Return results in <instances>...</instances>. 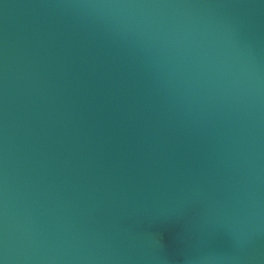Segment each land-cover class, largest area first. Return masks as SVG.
Instances as JSON below:
<instances>
[{
    "label": "water",
    "instance_id": "1",
    "mask_svg": "<svg viewBox=\"0 0 264 264\" xmlns=\"http://www.w3.org/2000/svg\"><path fill=\"white\" fill-rule=\"evenodd\" d=\"M0 259L264 264V0H0Z\"/></svg>",
    "mask_w": 264,
    "mask_h": 264
},
{
    "label": "clouds",
    "instance_id": "2",
    "mask_svg": "<svg viewBox=\"0 0 264 264\" xmlns=\"http://www.w3.org/2000/svg\"><path fill=\"white\" fill-rule=\"evenodd\" d=\"M111 7H119V5H111ZM0 264H5L4 260L0 259Z\"/></svg>",
    "mask_w": 264,
    "mask_h": 264
}]
</instances>
